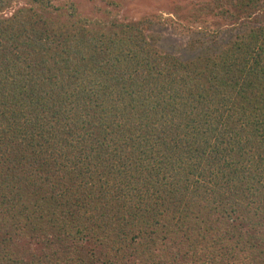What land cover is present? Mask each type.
I'll return each mask as SVG.
<instances>
[{"label":"trees","instance_id":"obj_1","mask_svg":"<svg viewBox=\"0 0 264 264\" xmlns=\"http://www.w3.org/2000/svg\"><path fill=\"white\" fill-rule=\"evenodd\" d=\"M15 1L0 264H264V0H196L234 35L186 60L142 20Z\"/></svg>","mask_w":264,"mask_h":264},{"label":"rangeland","instance_id":"obj_2","mask_svg":"<svg viewBox=\"0 0 264 264\" xmlns=\"http://www.w3.org/2000/svg\"><path fill=\"white\" fill-rule=\"evenodd\" d=\"M23 1L16 0L13 7ZM74 1L86 15L100 16L109 10L119 19L142 20L144 31L154 45L184 60L200 53L216 52L220 44L234 35L225 30L231 26L229 23L223 24L218 17L201 13L196 0H120L119 8L109 6L105 0ZM197 15L198 20L194 19Z\"/></svg>","mask_w":264,"mask_h":264}]
</instances>
